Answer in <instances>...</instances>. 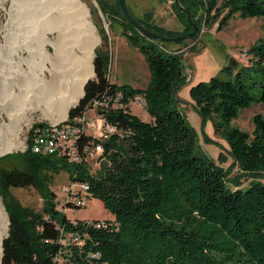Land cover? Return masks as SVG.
I'll use <instances>...</instances> for the list:
<instances>
[{
	"label": "trees",
	"instance_id": "1",
	"mask_svg": "<svg viewBox=\"0 0 264 264\" xmlns=\"http://www.w3.org/2000/svg\"><path fill=\"white\" fill-rule=\"evenodd\" d=\"M178 1L189 13L188 18L172 2L181 31L130 12L166 36L191 31V22L198 33L215 24L222 28L234 14L264 16V0ZM95 2L90 11L102 43L94 48V77L64 120L78 129L80 159L33 151V134L46 126L42 122L30 128L25 150L0 156V199L8 217L0 264H264V115H253L250 132L230 124L240 108L264 102V35L248 49L247 66L234 70L231 58L222 67L227 77L212 76L190 87L203 121L210 119L214 132L228 142L215 161L202 155L196 131L178 108L176 92L186 72L182 55L170 46L184 40L150 39L125 18L118 0ZM98 9L109 26L120 24L121 34L142 54L150 74L145 87L110 81V53L103 47L108 34ZM138 95L149 120L131 111ZM89 109L115 130L105 138L86 134L79 119ZM96 144L102 153L93 168L88 155ZM233 169L237 173L230 176ZM60 171L69 181L86 183L88 198L99 199L112 218L71 219L61 211L51 188ZM244 177L250 178L245 186ZM27 187L41 197L40 211L11 191Z\"/></svg>",
	"mask_w": 264,
	"mask_h": 264
},
{
	"label": "rangeland",
	"instance_id": "2",
	"mask_svg": "<svg viewBox=\"0 0 264 264\" xmlns=\"http://www.w3.org/2000/svg\"><path fill=\"white\" fill-rule=\"evenodd\" d=\"M59 1L61 0H33L34 4H31L29 0H0V141L8 140L17 145L13 150L1 153L0 156L25 150L28 132L35 123L50 125L67 119V115L58 120L44 117L41 110L36 109L40 103L36 99H31L33 93L39 92V96L49 97L51 107H57L61 103L60 91L63 90L60 81L64 76L67 77L71 70L82 67V55L89 43L87 33L83 34L84 39H82L80 30L72 24L76 21L73 9L79 11L73 7L75 2L72 0H62L66 26L63 32L59 25L63 19L60 7H57ZM77 1L86 8L89 20L98 36V42L93 47L94 53V48L102 43L90 11L91 8H97V3L95 0ZM109 1L114 2V0ZM173 1L126 0V3L135 16L149 18L151 22L168 30L181 31L183 25L174 11ZM217 1L220 3L222 0ZM30 8L34 9L32 16L25 12ZM13 15L16 17L14 18ZM96 15L100 25L108 34V41L103 47L110 53V81L117 84L126 83L133 87H145L150 74L138 48L131 45L121 34L119 23L115 22L109 26L106 16L99 9ZM82 31L81 29V33ZM63 34L66 35L64 37L66 44H63L61 38ZM197 35L170 46L183 56L186 72V79L178 88L176 96L178 108L197 133L200 152L206 158L218 161L219 153L227 152L228 142L224 136L214 132L210 119L203 121L193 105L189 90L192 85L206 81L212 76L227 77L222 67L229 64L231 58L234 70L247 66L250 57L248 49L264 35V16L243 18L234 14L222 28L217 29L216 24L209 29L202 27ZM10 43L12 45H7ZM93 77L94 73L90 78ZM130 107L131 111L142 120H149L141 95L131 101ZM257 113L264 115L263 101H252L249 105L240 108L230 124L250 132L253 128L252 117ZM97 119L98 116L93 109L86 112L83 122L86 134L99 136L101 130L90 125L98 123ZM230 161L228 157L223 166L226 167ZM89 163L93 168L97 166L94 157L89 158ZM2 164L10 165L9 162ZM236 173L237 170L233 169L230 176ZM249 180L250 178H242V185H247ZM261 181L264 182V179ZM69 182L68 175L64 171L53 176L51 188L56 192L58 199L64 193L62 187ZM11 191L22 204L40 211L42 199L33 187L11 188ZM3 211L4 213H0L2 237L5 236L8 226L4 206ZM66 215L70 218L99 220L112 217L96 198L88 199L83 206L68 208Z\"/></svg>",
	"mask_w": 264,
	"mask_h": 264
},
{
	"label": "bare ground",
	"instance_id": "3",
	"mask_svg": "<svg viewBox=\"0 0 264 264\" xmlns=\"http://www.w3.org/2000/svg\"><path fill=\"white\" fill-rule=\"evenodd\" d=\"M32 1L33 0H29V2L31 4H34V3H32ZM72 1L75 2L73 7L77 8V10H79L78 12H76L73 9V15L75 16L76 21H74L72 24L75 26V28H78V30H80L79 34H82V36L86 32L87 38L89 40V43L86 45L84 52H83V55H82V62H83L82 67L78 68V69L75 68V69L71 70L69 75L67 77L64 76L63 80L60 81V84H61V87L63 90L60 91L59 96H60V100H61L60 102L61 103H59L57 105V107H51L49 97L43 98L41 95L39 96V92L37 94L33 93L31 96L32 100L36 99V101H38L40 103V105L38 103L39 107L36 106L37 107L36 109L41 110L44 117L56 118L57 120L65 118L69 108L72 107L73 105H75L76 103H78L79 98L82 96L83 85H84L85 81L88 78H90L92 73H93L92 72V64H91L92 58L94 55L93 47L98 42V36L95 33L94 28H93V26L89 20L86 8L83 5L79 4V2L77 0H72ZM47 2H49V1H47ZM59 2H60V4H58L57 7H60L59 10L61 13V17L63 18V19L61 18L62 20L59 22V25L61 26V29H63V32H64L65 28H66L65 23H64V15H63L65 7H64L62 0ZM45 4L47 5L48 3L45 2ZM42 6H41V8H42ZM25 12H27L26 14L32 16L34 14V9L30 8L29 10H26ZM44 12L46 13V11H44ZM40 13L41 12H39V14ZM15 17L16 16H14V18ZM81 29L83 30L82 33H81ZM65 34H63L61 37L63 40V44H66L64 41V37L66 36ZM82 39H84V36ZM7 45H12V44L10 43ZM64 82H66V83H64ZM27 92H25V93H27ZM15 147H17L15 142L8 141V140L0 141V154L11 151ZM0 213H4L1 200H0ZM4 216H6V215L4 214ZM2 236H3V232L0 231V242H1Z\"/></svg>",
	"mask_w": 264,
	"mask_h": 264
},
{
	"label": "built area",
	"instance_id": "4",
	"mask_svg": "<svg viewBox=\"0 0 264 264\" xmlns=\"http://www.w3.org/2000/svg\"><path fill=\"white\" fill-rule=\"evenodd\" d=\"M98 116V115H97ZM79 119V120H83ZM98 123L90 125L101 130L98 137L105 138L109 133L115 130L114 126L104 123L103 119L98 116ZM78 129L75 125L67 122H54L50 125L42 126L37 129L32 138L33 151L40 154H54L58 156H67L68 160L77 161L80 159L76 145ZM102 153L100 144H96L89 151L88 159L95 158L98 164V156ZM88 185L82 182L70 181L68 185L62 187L63 195L57 198V207L66 213L68 208H76L85 205L89 199L87 196ZM70 204H73L70 205ZM102 222V220H100ZM101 222H97L99 226Z\"/></svg>",
	"mask_w": 264,
	"mask_h": 264
},
{
	"label": "water",
	"instance_id": "5",
	"mask_svg": "<svg viewBox=\"0 0 264 264\" xmlns=\"http://www.w3.org/2000/svg\"><path fill=\"white\" fill-rule=\"evenodd\" d=\"M118 1H119L120 8H121L125 18L138 30V32H140L141 34H143L144 36H146L150 39L157 40V41L176 42V41L185 40V39H189V38L198 36L197 35L198 26L194 22H191V26H192L191 31L184 32V33H181V34H178L175 36H166V35L159 34L155 31L143 26L134 18V16L131 14V12L127 6L126 0H118ZM175 2L182 10L186 11V9L179 4L178 0H175ZM186 14H187V17L189 18V13L187 11H186ZM182 58H183V56H182ZM92 71H93V60H92ZM93 73H94V71H93ZM88 79H90V78H88ZM88 79L85 81V83L88 81ZM83 88H84V85H83ZM82 95H83V93H82ZM7 220H8V217H7ZM2 239H3V237L1 238V242H0V259H1Z\"/></svg>",
	"mask_w": 264,
	"mask_h": 264
},
{
	"label": "crops",
	"instance_id": "6",
	"mask_svg": "<svg viewBox=\"0 0 264 264\" xmlns=\"http://www.w3.org/2000/svg\"><path fill=\"white\" fill-rule=\"evenodd\" d=\"M63 119V118H62ZM69 217V216H68ZM109 218H112V217H109ZM71 219H73V218H71Z\"/></svg>",
	"mask_w": 264,
	"mask_h": 264
}]
</instances>
